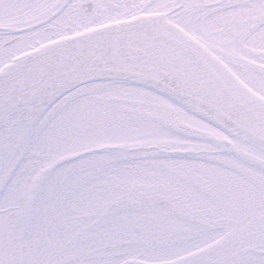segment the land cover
<instances>
[{"label":"snow or ice","instance_id":"6c2138e0","mask_svg":"<svg viewBox=\"0 0 264 264\" xmlns=\"http://www.w3.org/2000/svg\"><path fill=\"white\" fill-rule=\"evenodd\" d=\"M0 264H264V0H0Z\"/></svg>","mask_w":264,"mask_h":264}]
</instances>
